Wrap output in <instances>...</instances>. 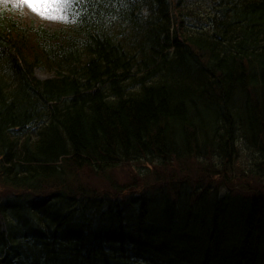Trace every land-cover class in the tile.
I'll use <instances>...</instances> for the list:
<instances>
[{
    "label": "trees",
    "instance_id": "1",
    "mask_svg": "<svg viewBox=\"0 0 264 264\" xmlns=\"http://www.w3.org/2000/svg\"><path fill=\"white\" fill-rule=\"evenodd\" d=\"M205 4L74 0L53 31L0 17V182L18 195L0 264H264V0ZM142 163L165 175L129 195L116 172ZM240 166L260 189H232Z\"/></svg>",
    "mask_w": 264,
    "mask_h": 264
},
{
    "label": "rangeland",
    "instance_id": "2",
    "mask_svg": "<svg viewBox=\"0 0 264 264\" xmlns=\"http://www.w3.org/2000/svg\"><path fill=\"white\" fill-rule=\"evenodd\" d=\"M17 2H20V0H17ZM196 6V8L200 5L199 3L194 4ZM53 12L55 11V9H51ZM21 20H23L24 22H32V23H36V24H43L45 25V27H47L48 29H54L56 27L55 21L52 20H48V19H43L40 16L34 14L30 9H28L27 7H25V9L21 10ZM35 76L38 79H43L44 77H46L45 74H43L42 72H35ZM129 167V166H127ZM141 168H143V165H132V169L130 171V168H121L119 171L117 170L116 172V176L119 177L117 178V183L121 186H128V188L130 187L131 189H134L138 186H142L141 182L144 183L143 181H147L149 179H151V175L150 174H146L143 175L139 172H141ZM177 170V169H175ZM175 174L177 175V178L180 177H188L189 179L192 177H195L194 174V169H191V167H187V168H178V170L175 172ZM201 174V171H200ZM238 177H243V183L245 185H248L249 187L247 189L244 188V185H242L241 183H238L236 181V179ZM233 178V179H232ZM92 179V178H91ZM91 179H86L85 182L93 185V187L97 188L98 190H102V188H100V184L97 180H91ZM230 179L232 181L233 186L237 191L240 192H248L251 191L252 189H260V187L253 183L252 181L248 180L247 178H245L242 174V169L241 166L238 168V172L234 173L232 176H230ZM9 194L3 189V187L0 186V198L4 197V196H8Z\"/></svg>",
    "mask_w": 264,
    "mask_h": 264
},
{
    "label": "snow or ice",
    "instance_id": "3",
    "mask_svg": "<svg viewBox=\"0 0 264 264\" xmlns=\"http://www.w3.org/2000/svg\"><path fill=\"white\" fill-rule=\"evenodd\" d=\"M73 3L74 0H20V4L34 14L52 21H67L70 18L68 6ZM53 8L54 12L51 10Z\"/></svg>",
    "mask_w": 264,
    "mask_h": 264
},
{
    "label": "bare ground",
    "instance_id": "4",
    "mask_svg": "<svg viewBox=\"0 0 264 264\" xmlns=\"http://www.w3.org/2000/svg\"><path fill=\"white\" fill-rule=\"evenodd\" d=\"M57 145L55 144L54 146H52L51 148H54V147H56ZM141 148L140 149H150V150H153V151H156V152H159L160 151V147L157 145V144H152V143H150V142H148V143H144V144H142L141 146H140ZM50 147L48 148V149H51ZM139 147H137V146H133V147H131L130 149V158L132 159V158H134V159H136V158H138V151L139 150H137ZM78 156V154L76 153V157ZM79 158L81 159V161H83L84 162V165H87V161L85 160V155H81V156H79ZM84 158V159H83ZM85 160V161H84ZM48 175H50V172H49V170L48 169H43ZM83 170H87V171H91V170H96L98 173H100L101 174V172H100V170H101V168L100 167H97V166H95V165H93V164H91V163H88V167H86V168H84ZM90 174V173H89ZM95 178L96 177H92V179L93 180H95ZM88 179H91V178H88ZM91 179V180H92ZM152 185V184H151ZM151 185H149V186H151ZM92 186H94V184L92 185ZM104 189H102V190H100V192L101 191H103ZM103 193V192H102ZM242 195H246L245 193H243ZM247 217V219H249V215H247L246 216ZM105 239L107 240V241H109L110 243H112V244H114V245H116L117 246V241L111 236V235H106L105 236ZM144 239L146 240V242L147 243H149V244H151L152 246H154V247H157V245H159V244H161V240L157 237V236H155V235H152V234H147L145 237H144ZM118 240H119V238H118ZM157 249V248H156ZM88 258L90 259L91 257H89L88 256ZM51 262V264H54V261H50ZM76 264H78V263H76ZM157 264H161L160 262H158Z\"/></svg>",
    "mask_w": 264,
    "mask_h": 264
}]
</instances>
